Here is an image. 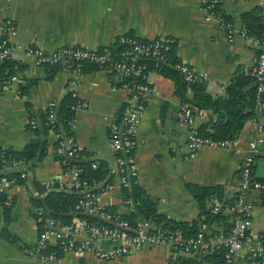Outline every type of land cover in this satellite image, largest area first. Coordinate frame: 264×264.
Returning a JSON list of instances; mask_svg holds the SVG:
<instances>
[{"label":"crops","instance_id":"0c3cea01","mask_svg":"<svg viewBox=\"0 0 264 264\" xmlns=\"http://www.w3.org/2000/svg\"><path fill=\"white\" fill-rule=\"evenodd\" d=\"M220 1L223 12L237 30L243 27L244 14L257 11L264 18V0ZM8 21L17 28L15 44L46 52L63 47L100 52L116 48L127 35L145 41L172 38L176 40L173 50L177 60L206 76L203 85L214 99L225 98L237 77L252 76L260 52L240 35L231 42L218 21L206 11L202 0H0V27ZM24 52L18 50L13 58L20 66L17 75L22 82L10 84V78L0 79V147L23 150L35 137L30 129L31 121L35 120L41 150L46 148L47 153L35 162L24 183L10 185L5 178L0 182V193L6 196L10 208L7 217L0 204V264H47L29 253L39 238L41 210L33 205L31 197L39 193L36 183L52 185L64 180L59 161L61 151L56 148L58 135L54 131L44 132L42 116L52 102L69 94L84 105L76 110L74 123L81 161H104L110 168L111 187L96 196L97 205L110 208L120 216L128 215L133 209L125 198L118 170L122 155L111 142V126L123 114L130 92L112 72L92 66L85 69L79 66V71L36 67L34 59ZM148 81L154 92L146 101L137 135L134 152L137 183L157 201L159 211L168 218L182 222L198 220L200 228L216 234L225 232L223 222L232 221L240 173L255 126L246 122L233 149L205 148L192 159L187 147L189 129L179 120L182 101L175 80L153 69ZM22 88H26L24 94ZM196 109V129L209 131L218 114L206 108V112ZM259 156L264 159V144L259 148ZM190 184L223 186V199L214 198L207 208H213L216 200L223 202L220 212L226 220L204 225L200 220V205L187 187ZM249 199L255 205L250 237L264 242V195L252 192ZM88 237L85 234L78 239ZM96 245L106 249L114 243L100 240ZM51 247V250L56 247L54 241ZM171 255L167 245L144 246L112 261L97 258L93 251L66 252L57 264H167ZM178 256L198 257L197 264H218L206 259V255L186 250L179 251Z\"/></svg>","mask_w":264,"mask_h":264},{"label":"built area","instance_id":"2783aa9c","mask_svg":"<svg viewBox=\"0 0 264 264\" xmlns=\"http://www.w3.org/2000/svg\"><path fill=\"white\" fill-rule=\"evenodd\" d=\"M206 11L220 24L222 30L228 35L231 42L236 35L244 37L255 48H259L258 62L251 73L254 77L255 97L253 103V116L248 120L255 126V132L249 143V148L244 159V165L240 173V185L233 205L232 227L228 232H221L215 235H207L203 230L196 235H187L181 229L166 231H149L152 224L142 221L133 228L130 222L123 219L116 212L107 211L97 205L96 196L85 199L82 205L86 214L97 215L107 221L115 223L116 226L106 224H93L86 219H78L73 223H61L54 218L43 217L42 210L38 215L40 224V234L34 248L30 250V255L40 258L44 263L57 264L61 254L66 252H76L79 254L93 251L99 259L112 261L126 255L134 253L144 246L167 245L172 255L167 264H175L178 253L186 250L199 255L213 254L220 249L224 250V264H264V242L253 241L250 237L252 225L251 215L255 208L254 203L249 199V194L259 192L264 195V180L256 177L258 163L264 161L259 156V148L264 144V32L261 39L250 36L249 31L243 25L237 30L235 25L214 10L218 0H202ZM17 35V28L11 21L0 27V38L3 45L0 47V63L13 59L18 50H24L25 54L34 59L36 67L59 66L61 70L79 71L81 63L90 62L116 74L126 90L130 92L128 104L121 117L111 126V142L114 150L121 154L118 162V170L121 174L123 187L129 185V178L136 177L137 170L134 152L137 147V135L142 118L146 110V101L154 92L149 84L146 67L139 64L141 59H151L160 64H167L169 57L167 51L176 44L172 38H160L151 41L141 40L137 37L125 36L119 40V45H123V59H118L110 51L97 52L81 47H63L53 52H46L35 47H21L15 44L14 38ZM175 68L182 73L188 82H204L205 75L197 73L185 62H178ZM10 84L21 83L18 75L10 78ZM56 102L49 106V123L56 121ZM78 101L76 110L83 107ZM200 111V110H199ZM206 112V110H201ZM197 109L191 106H182L179 112V120L189 129L188 153L194 159L199 152L205 148L212 150H230L236 145L232 139H214L203 136L195 127ZM75 121L71 123L74 131ZM32 129L37 128L35 120L31 121ZM59 137V136H58ZM66 147L67 157L71 158L78 149L75 137L68 140ZM63 150V147L59 149ZM3 170H16L20 172L23 181L28 180L30 170L24 159L15 160L12 166H8L5 160L2 161ZM65 164V160L61 162ZM96 167V165H94ZM62 185L69 190H77L84 194L90 186L80 181V170L73 168L70 172H64ZM10 185H16V179L8 180ZM49 186V185H48ZM223 202L216 200L212 212L220 213ZM132 230L134 233H130ZM89 235L88 238L78 239L80 235ZM100 240H107L114 243L112 248H101L96 245ZM53 241L57 250H51Z\"/></svg>","mask_w":264,"mask_h":264},{"label":"trees","instance_id":"16d2710c","mask_svg":"<svg viewBox=\"0 0 264 264\" xmlns=\"http://www.w3.org/2000/svg\"><path fill=\"white\" fill-rule=\"evenodd\" d=\"M215 8V12L229 18L222 10L221 1ZM243 25L249 31L250 36L261 39L264 32V18L258 14L257 11H253L244 14ZM135 37L133 35H127ZM3 45V40L0 38V47ZM175 44L167 51L169 62L167 64H160L151 59H141L139 64L146 67L147 73L156 69L159 72L170 79H174L177 84V95L182 101V106H191L193 108L209 109L215 115L218 114V119L211 125L209 131L200 130L201 134L206 137L214 139H232L237 140L241 131L243 130L246 122L253 116L252 108L255 97V79L253 76H240L237 77L233 83L228 87L225 98L214 99L207 93L203 83L204 82H188L184 78L181 72H179L175 66L179 60L175 57V51L173 48ZM2 49L0 48V51ZM110 51L118 59H123L122 53L124 52L123 45L117 44L116 48L106 49L100 52ZM0 79L1 81L7 80L14 75H17L20 69L13 59L7 60L4 63H0ZM81 66L87 68L92 66L101 69L97 64L90 62L81 63ZM60 68L59 66H55ZM91 68V67H90ZM89 69V68H88ZM123 85V83H122ZM26 88H22L24 94ZM192 96H188L189 93ZM190 95V94H189ZM78 105V99L67 95L64 99L56 102L55 114L56 121L54 124L49 123L50 110L48 109L42 116V122L44 126V132L47 134L49 131H54L59 137L56 143V148L63 150L60 153L59 161L65 160V164H62L64 172H70L73 168L80 170V181L86 182L90 189L84 194H81L77 190H69L62 185L61 181L54 182L52 185H41L36 183L38 189V195L32 196L33 205L36 208L42 210V216L47 218H54L61 223H73L78 219H86L93 224H106L110 226H116L115 223L107 221L97 215L86 214L83 212L82 205L87 197L97 196L102 192H106L111 187L110 168L109 165L104 162H98L92 160L90 162H82L80 156L82 151L77 149L74 156L67 157L66 147L68 140L74 136L71 123L75 121L76 106ZM30 129L34 132L35 137L29 141L26 147L19 151L14 148L0 147V182L2 179H16L18 184L24 183L20 178V172L16 170H3L2 161L5 160L8 166H12L15 160L24 159L27 162L28 170H32L35 166V162L41 160L47 153V149L41 150V138L38 128ZM96 165V167H94ZM191 195L199 203L201 208L200 220L207 225L213 222H222L226 220V216L222 213H213L212 208H207L208 203L217 198L223 199L224 187L213 186L203 187L199 185L190 184L187 186ZM124 188V195L126 200L132 203L133 209L128 215L121 216L130 222L133 228L137 227L142 221H148L153 226L148 230L152 232L166 231L181 229L187 235H196L200 231H204L207 235H215V232L206 230L198 226V220L193 222L175 221L168 218L165 214L161 213L157 207V201L152 198L144 188L137 183V178H129V185ZM235 201V200H234ZM7 198L3 193H0V204L3 207L4 215L9 216L10 208H8ZM107 211L114 212L110 208H105ZM9 219V218H8ZM226 226L225 232H228L232 227L231 222H223ZM130 233L134 231L130 230ZM55 247L53 250H57ZM206 259L216 262L218 264H224V250L220 249L216 253L208 254ZM198 257L184 258L177 257L175 264H197Z\"/></svg>","mask_w":264,"mask_h":264},{"label":"water","instance_id":"95a60500","mask_svg":"<svg viewBox=\"0 0 264 264\" xmlns=\"http://www.w3.org/2000/svg\"><path fill=\"white\" fill-rule=\"evenodd\" d=\"M256 177L259 180H264V161H260L258 163V167L256 170Z\"/></svg>","mask_w":264,"mask_h":264}]
</instances>
